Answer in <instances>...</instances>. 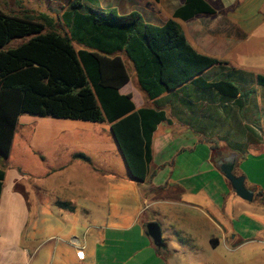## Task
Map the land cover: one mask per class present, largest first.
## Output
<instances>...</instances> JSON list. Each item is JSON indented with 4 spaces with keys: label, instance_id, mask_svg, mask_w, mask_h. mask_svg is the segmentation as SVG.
<instances>
[{
    "label": "crops",
    "instance_id": "obj_1",
    "mask_svg": "<svg viewBox=\"0 0 264 264\" xmlns=\"http://www.w3.org/2000/svg\"><path fill=\"white\" fill-rule=\"evenodd\" d=\"M123 1L102 0L98 9L142 11L144 24L164 26L186 0ZM205 1L215 15L179 23L200 52L239 61L243 68H231L235 83L253 95L243 107L216 93L197 100L192 88L184 99L169 93L152 101L134 65L133 75L128 68L130 82L120 93L131 94L137 109L167 115L153 133L142 182L132 178L110 123L20 116L10 156L22 132L25 155H40L44 165L39 171L0 166V264H230L231 258L233 264H264V87L255 82L264 68L248 61L255 43L264 44V0ZM203 101L208 105L202 108ZM248 108L251 115L243 118ZM73 137L83 147L71 155L74 160L44 157ZM222 146L229 155H216L214 147ZM229 159L254 192L252 202L240 198L221 172ZM153 222L160 224L166 247L158 248L148 235Z\"/></svg>",
    "mask_w": 264,
    "mask_h": 264
},
{
    "label": "trees",
    "instance_id": "obj_2",
    "mask_svg": "<svg viewBox=\"0 0 264 264\" xmlns=\"http://www.w3.org/2000/svg\"><path fill=\"white\" fill-rule=\"evenodd\" d=\"M199 14L216 11L205 0H186L164 26H153L144 24L138 11L120 14L74 1L56 25L47 14L15 15L0 7V155L9 158L25 114L108 122L132 178L145 181L153 133L167 115L153 107L137 109L131 94L120 93L130 82L120 53L132 62L140 88L152 101L169 93L184 99L192 96L187 92L192 88L197 100L199 94L216 93L243 107L253 95L235 83L232 69L215 80L205 75L224 63L195 48L179 23ZM16 39L22 42L10 47ZM255 82L264 87V75ZM214 150L222 156L218 147ZM4 178L0 168V197Z\"/></svg>",
    "mask_w": 264,
    "mask_h": 264
},
{
    "label": "rangeland",
    "instance_id": "obj_3",
    "mask_svg": "<svg viewBox=\"0 0 264 264\" xmlns=\"http://www.w3.org/2000/svg\"><path fill=\"white\" fill-rule=\"evenodd\" d=\"M74 1H76V0H0V7L6 13L15 14V15H22L25 13V11H29L31 13H34V15L35 14L36 15L47 14L49 17L54 19V23L57 25L59 23V20H58L59 16L64 12V9L69 8V5L71 4V2H74ZM90 1L89 0H83V2H85L86 4H88L89 6L95 8V9L101 8L100 6H98V4L99 3L102 4V0H90ZM121 1H122L121 4L123 5L124 1L123 0H121ZM153 1H155V0H153ZM115 7H117V6H115ZM104 10L108 11L109 9H104ZM139 12L142 14V11H139ZM21 42L22 41L16 39V41L11 43L10 47H14V46L17 47V45H19ZM122 54H123L124 60L127 64V67L130 69V71L133 75V64H132V62L130 61V59L127 57V55L125 53H122ZM219 60L222 61L224 64L221 66H217V67L213 68L212 70L207 71L205 73V75L210 80H215V79L219 78L220 75L222 74L223 69H226V68L231 69V68H238V67L243 68L244 67V66H239L238 65L239 61H237V60H226V59L225 60L219 59ZM248 61H250L251 65H254L257 68H264V44L255 43L254 49L252 50V52L248 56ZM136 81H137V79H136ZM136 81L133 78V83H131V84H132V86L137 88L138 86H137ZM130 87H131V85H130ZM134 95L136 97V100L140 101V99L138 98L141 95V92L139 89L135 90ZM162 101L164 102V100H161V101H159V104H162ZM148 102L150 103V101H148ZM259 102L261 103V105H264V98L263 97L261 99L259 98ZM151 105H153V104H151ZM207 105H208L207 102L203 101L201 103L202 108L204 106H207ZM234 106H236V104ZM249 110H250V108H248L247 110H244V112L242 113L243 118H245V117L248 118L251 115L250 113H248ZM249 119H251V117ZM235 121H236V118H235ZM235 124H237V122H235ZM21 136H23V137H21ZM246 136H247V138H249L252 135L246 134ZM61 141H64V142H61L62 147H60L58 149H56V148L50 149L49 151H47L46 154H44V157L50 158V159L63 158L64 160L66 159L67 161L71 162V160H74L71 157V155L75 154V152L78 153L79 149L83 148V147L79 146L80 140L77 139V137L76 138L73 137L69 141H66L64 139ZM24 145H25V135H24V133L19 132V136L17 139L15 150L13 151L12 155L8 159H5L0 155V166L2 165L5 167H13L16 165H23L27 170H28V167H30V168H34L35 170L39 171L40 166L44 165V163L42 161V157L40 155L34 156L33 154L25 155L24 150H23ZM220 150H224L223 151L224 155H226V154L229 155L231 152L225 146H222V148H220ZM216 155L218 156L219 154L216 152ZM197 156L201 157V151L198 152ZM237 172L235 170V173L238 175ZM231 259H230V264H233V262H236V259H234V260H231ZM213 264H215V262H213Z\"/></svg>",
    "mask_w": 264,
    "mask_h": 264
},
{
    "label": "water",
    "instance_id": "obj_4",
    "mask_svg": "<svg viewBox=\"0 0 264 264\" xmlns=\"http://www.w3.org/2000/svg\"><path fill=\"white\" fill-rule=\"evenodd\" d=\"M220 169L223 175L225 176V178L228 181H230L233 190L240 198L248 202L250 201L252 202L254 200L255 194L247 187L246 185L247 181L245 177L237 175L235 173V169H236L235 160L225 161L220 165ZM147 231H148V235L153 239V241H155L154 243L158 248L166 247L162 238V229L159 223L157 222L149 223L147 225Z\"/></svg>",
    "mask_w": 264,
    "mask_h": 264
},
{
    "label": "flooded vegetation",
    "instance_id": "obj_5",
    "mask_svg": "<svg viewBox=\"0 0 264 264\" xmlns=\"http://www.w3.org/2000/svg\"><path fill=\"white\" fill-rule=\"evenodd\" d=\"M229 160H234V159H229Z\"/></svg>",
    "mask_w": 264,
    "mask_h": 264
}]
</instances>
